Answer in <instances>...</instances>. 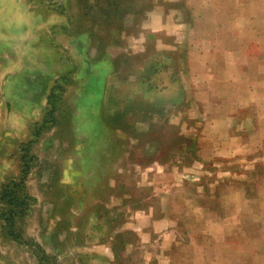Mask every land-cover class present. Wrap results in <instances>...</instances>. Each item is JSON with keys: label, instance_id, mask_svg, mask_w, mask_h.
Masks as SVG:
<instances>
[{"label": "rangeland", "instance_id": "obj_1", "mask_svg": "<svg viewBox=\"0 0 264 264\" xmlns=\"http://www.w3.org/2000/svg\"><path fill=\"white\" fill-rule=\"evenodd\" d=\"M24 168L0 264H264V0H0Z\"/></svg>", "mask_w": 264, "mask_h": 264}, {"label": "trees", "instance_id": "obj_2", "mask_svg": "<svg viewBox=\"0 0 264 264\" xmlns=\"http://www.w3.org/2000/svg\"><path fill=\"white\" fill-rule=\"evenodd\" d=\"M62 91L63 86H59ZM54 88L52 89V94L49 97V104L51 109L49 110L48 116L45 118L44 122L41 123L38 127V130L35 132V135L38 136L39 132L46 127V124L51 120L52 115L56 109V102L52 99L54 94ZM51 117V118H50ZM28 169L24 168L22 170V176L20 178H11L6 184L3 185L2 191L0 193V200L5 202L9 208L6 212L2 214V218L5 221L6 228H9V233L19 240L21 238L18 233H15V218L17 215L22 214L27 209L31 198L27 195L25 191V178L27 176Z\"/></svg>", "mask_w": 264, "mask_h": 264}]
</instances>
